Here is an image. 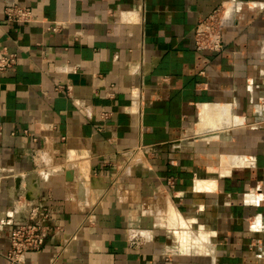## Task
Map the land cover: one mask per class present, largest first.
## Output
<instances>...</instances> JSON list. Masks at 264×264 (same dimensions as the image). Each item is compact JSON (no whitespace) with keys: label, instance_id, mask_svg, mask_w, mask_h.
Returning <instances> with one entry per match:
<instances>
[{"label":"crops","instance_id":"crops-1","mask_svg":"<svg viewBox=\"0 0 264 264\" xmlns=\"http://www.w3.org/2000/svg\"><path fill=\"white\" fill-rule=\"evenodd\" d=\"M0 48V264H264V0H0Z\"/></svg>","mask_w":264,"mask_h":264},{"label":"built area","instance_id":"built-area-1","mask_svg":"<svg viewBox=\"0 0 264 264\" xmlns=\"http://www.w3.org/2000/svg\"><path fill=\"white\" fill-rule=\"evenodd\" d=\"M3 20L28 22L33 19L31 10L19 4H8L3 8ZM224 6L212 9L201 16L194 27V43L197 50L220 52L223 49ZM51 30H55L51 27ZM16 62V54L0 48V71H5ZM49 213L42 205H30L27 220L16 224L9 231V248L5 258L15 262L29 251L39 250L45 241Z\"/></svg>","mask_w":264,"mask_h":264}]
</instances>
